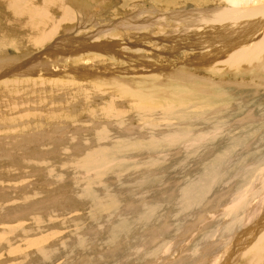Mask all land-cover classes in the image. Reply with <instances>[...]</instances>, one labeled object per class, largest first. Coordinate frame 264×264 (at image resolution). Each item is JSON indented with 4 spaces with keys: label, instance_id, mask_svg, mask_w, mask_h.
Returning a JSON list of instances; mask_svg holds the SVG:
<instances>
[{
    "label": "rangeland",
    "instance_id": "374dc122",
    "mask_svg": "<svg viewBox=\"0 0 264 264\" xmlns=\"http://www.w3.org/2000/svg\"><path fill=\"white\" fill-rule=\"evenodd\" d=\"M91 11L88 30L80 32L81 21L77 31L65 33L85 54L82 66H75L84 73L78 77L80 84L89 80L91 71L106 66L103 58L108 54L89 52V44L112 46L102 33V40L98 34L94 37L98 29L92 26L94 18L104 15ZM127 44L121 45L126 49L121 55L131 51ZM26 45L2 48L6 51H0V68L22 70L2 76V68L0 83L3 78L19 79L23 89H30L27 80L34 75L24 69L32 68L34 61L20 57L30 50ZM49 45L51 50L57 47L54 40ZM143 49L155 54L153 70L159 78L147 81L140 73L139 79L128 82L153 86L143 88L147 105L158 107L148 117L133 119L127 112L124 122L113 114L106 117L104 110L114 107L111 111L116 113L124 100L117 101L118 106L106 93L98 98L100 91L88 102H73L70 109L65 95L56 101L45 92L41 112L26 108L15 115L19 123L12 117L5 120L9 125L0 126V264H210L207 261L219 252L227 256L228 245L233 247L231 255H237H230L237 261L232 264H248L250 255L257 254L251 247L244 251L239 246L248 240L247 235L242 239L244 231L256 243L264 242V207L254 209V215L252 209V202L264 192V86L249 83L256 78L253 72L222 67L219 76H213L193 62L195 68H183L198 74L200 82L177 83L170 74L186 58L197 57L198 49L191 46L173 57L155 45ZM44 51L39 49L34 56L39 54L45 65L50 54ZM142 53L145 58L151 55ZM32 57L33 53L28 58ZM166 57L176 64L170 65ZM107 73L104 79L108 76L111 82ZM26 94L28 90L22 92ZM61 102L59 110H52ZM98 104L104 107L101 112ZM48 112L68 121L56 127ZM263 262L264 258L259 264Z\"/></svg>",
    "mask_w": 264,
    "mask_h": 264
},
{
    "label": "bare ground",
    "instance_id": "6f19581e",
    "mask_svg": "<svg viewBox=\"0 0 264 264\" xmlns=\"http://www.w3.org/2000/svg\"><path fill=\"white\" fill-rule=\"evenodd\" d=\"M91 10L97 11L98 14L100 12L99 10H101L102 12L100 15H104L98 18L99 20L95 17L94 21L92 20L93 25L92 23L90 24V26H94V24L98 26V29L96 26L97 30L96 34L94 33V37L98 34L97 38L100 39V34L102 33V37L105 35L109 38L110 41L108 42L112 46L105 47L104 45L100 48V45L95 46V44H89L87 47L89 52H93V54L95 52L97 55L108 54L106 55L107 57L103 58V60L105 59L106 66L103 67V69L91 71L88 74L89 80L87 79L88 77H86L88 82L84 79L86 80V83L84 82L85 84H80L81 80H78V77L80 79V76L84 73L81 74V72L77 71L75 66H78L77 64L83 61V56L85 54L82 49L79 48L76 39L74 40L70 35H66L65 33L73 30L77 31L76 27L81 23V21L80 32L83 33L88 30L89 25L87 26L86 24H88L87 18L93 14ZM97 12L96 15H98ZM175 32L178 36L171 35ZM81 35L83 36V34ZM105 39L107 38L105 37ZM105 39L103 40L105 41ZM52 40H54V43L57 45L55 50H51L50 47L52 45H49ZM66 41H68L71 45H68ZM88 41L92 42L93 40ZM101 42L102 41H100V43ZM124 43H128L127 48L131 51L127 52L125 55H121V53L126 51L125 48H122L123 46L121 47ZM186 43L187 45H185ZM25 44L30 47V50L26 49V51L21 53L20 57L26 59L27 62H34L29 65L32 66V68L28 67V69H24V73L26 74V72H28L34 76L31 77V80H27L30 84V89H23L25 87H22L23 83L19 79L6 80L7 78H3L0 83V126L9 125L10 123L7 124L5 120L12 119V117H14L13 121L17 122L18 120L15 119L17 118L15 115H18L21 111L27 110L26 108L40 110L41 112V109L43 110V108L46 107L45 98L43 97L47 94H45V92L52 93L49 96H51L50 98L56 99V101L59 100L57 97L60 98L62 95H65V101L68 103L65 104V106L68 109L71 108L69 106H71L73 102L78 103L80 101H84L85 103L86 100L88 102V99H90L91 95L96 91L101 92V95L99 94L98 98H100L99 96H103L102 93H106L105 95H109L111 103L114 101L116 104L117 101L124 100V103L119 101L121 104L117 102V105L119 106L120 104L121 106L119 110H125V112L117 110L118 112L113 113L111 109L113 108V110H116V108L111 107V109L108 110L111 113L104 110V113L102 114L105 115L106 113V117L108 116L110 119L112 116L109 115L113 114L115 115V118L124 122L128 117L127 114L132 117L136 115L148 117L151 112L156 111V108H158L155 105H147L148 102L145 101L146 96L148 95H145L147 93L143 91V88H145V86L153 87L152 85H147L146 82V85L142 84L138 87L137 84H130L128 82L131 79H139L141 76L140 73L147 81L159 78L153 70V67L156 66L152 62L153 60H156L155 54L148 53V51H145L147 49H143L151 48L152 45L169 50L172 54L170 52L164 53V55L166 54L167 56L169 54V57H173L175 52L180 55L179 52L185 51V49H189L191 46L198 49L199 55L197 57L186 58L183 63H180L179 67L174 65L176 66V69L170 75L177 83L181 81L187 84L188 82L196 83V81H199L198 74L194 76L193 73L186 71L183 68L184 66L194 67V65L190 64L193 62L195 65L200 67L202 71H209L211 72L210 75L213 76H219V71L223 70L222 67H226V69L234 71L253 72L255 73L256 78L252 77V82L249 81V83H252L253 86H264V0H0V51H6L2 48H8L7 45H12L11 47L16 46L17 49H21L22 47L24 48ZM60 44H62V47L60 48L61 50H58L57 48H59ZM47 46L48 48H46ZM42 48H45V54H50V57L46 59L47 61L45 62V65L43 63L45 60H41V56L38 53V55L34 56L35 53ZM14 49L17 50L16 48ZM48 50H50V52ZM88 51H86V53ZM142 52L151 55L150 57L146 56L147 58H145ZM32 53L33 57L28 58ZM75 53L76 55H80V57L75 58L73 56ZM6 59L7 58L5 57V61ZM88 59L87 61H89ZM101 60L102 55L96 59L97 62H100ZM167 60L172 66L173 64H176L175 62L172 63V61H170L171 59L166 57V61ZM79 65L82 66L81 64ZM159 66H163V64ZM5 67L0 68V71L2 68L5 69V73L1 72L2 76L4 74L7 75L10 72L22 70L19 66L15 69L13 67ZM61 67L62 69H60ZM161 68L164 69L163 67ZM87 70L90 71L89 68H87ZM106 71L110 74L112 78L110 81L113 83L109 82L108 76L106 80L104 79L105 77L103 75ZM228 72L229 71H227V73ZM16 73H19L18 75H20V72H15V74ZM166 75L167 72L164 76ZM203 76H205L206 79H210L206 75ZM227 77H229V75ZM219 78L222 79V77ZM259 81L262 82L259 83ZM226 82H224L225 85ZM236 83L240 84L239 82ZM200 84L203 83H199V85ZM245 84L248 85L246 82ZM195 87L202 88L199 86ZM24 90H28L29 94L22 95ZM114 103L112 104L113 106ZM131 103H133V107L129 109L128 107H131ZM63 105L64 104H62V102L54 103L52 110L55 108H57L55 110H59ZM98 107L99 104L97 108ZM92 108L95 109V107ZM93 109H91V111H93L92 113H94ZM96 109L95 112L97 113L98 111ZM101 109L99 112H101ZM53 114H55V117ZM53 114H49V117L51 116L49 120L52 121L51 118L56 119L53 123L56 127L62 125L63 122L65 123L68 121L60 114H58V116L56 113ZM19 119L21 118L19 117ZM24 120H26V117H24L23 121ZM20 183L21 182L18 184L21 185ZM252 203L254 215V209L261 210L264 207V192ZM248 218L251 217L249 216L247 219ZM263 220L264 219H262V222ZM244 235H247V241H245ZM239 236L241 237V235ZM251 236L252 235L250 233L245 234L244 231L242 234L244 244L242 243L243 246L241 248L239 245L237 246H239L240 250L242 249L244 251L248 247H251L250 249L252 250H256L257 254L250 255V258L246 262L248 264L249 262L250 264H259L264 258L263 256H260L264 250V242L257 238L260 243L258 240L256 243L255 238H252ZM231 247V245H228L229 249L226 250V257L224 255V251L219 252L220 254L211 257L207 263L230 264V261H232L230 260L231 253L229 252ZM246 254H248V251ZM232 257L237 258V255H233ZM236 262L237 261L233 263Z\"/></svg>",
    "mask_w": 264,
    "mask_h": 264
}]
</instances>
